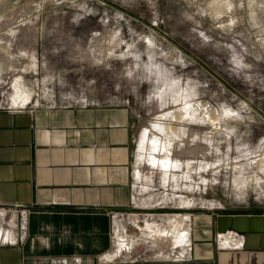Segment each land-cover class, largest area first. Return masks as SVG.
Wrapping results in <instances>:
<instances>
[{
	"label": "rangeland",
	"instance_id": "374dc122",
	"mask_svg": "<svg viewBox=\"0 0 264 264\" xmlns=\"http://www.w3.org/2000/svg\"><path fill=\"white\" fill-rule=\"evenodd\" d=\"M94 100L132 115V251L264 209V0H0V110Z\"/></svg>",
	"mask_w": 264,
	"mask_h": 264
},
{
	"label": "crops",
	"instance_id": "0c3cea01",
	"mask_svg": "<svg viewBox=\"0 0 264 264\" xmlns=\"http://www.w3.org/2000/svg\"><path fill=\"white\" fill-rule=\"evenodd\" d=\"M134 150L124 104L0 110V264H264V209L195 214L172 249L132 251Z\"/></svg>",
	"mask_w": 264,
	"mask_h": 264
},
{
	"label": "bare ground",
	"instance_id": "6f19581e",
	"mask_svg": "<svg viewBox=\"0 0 264 264\" xmlns=\"http://www.w3.org/2000/svg\"><path fill=\"white\" fill-rule=\"evenodd\" d=\"M22 102H24V100ZM212 121L213 120H211V118H209V122L211 123ZM143 139H144V135L141 136V141H143ZM152 164H158V160H155L154 158H152ZM160 164L163 168H170L171 167V162L169 159H165L163 161H160ZM186 233H187V230L184 227H182L179 231L175 230L173 232V235H171V234L169 235V233L167 231H164L163 233L158 231V232H156L155 235H153L152 238H149L148 240H151L152 246L156 249L162 250V247H165L166 250H170V249H172L173 245L180 244L177 242L182 241L184 239Z\"/></svg>",
	"mask_w": 264,
	"mask_h": 264
},
{
	"label": "built area",
	"instance_id": "2783aa9c",
	"mask_svg": "<svg viewBox=\"0 0 264 264\" xmlns=\"http://www.w3.org/2000/svg\"><path fill=\"white\" fill-rule=\"evenodd\" d=\"M61 264H65V262H64V261H62V262H61Z\"/></svg>",
	"mask_w": 264,
	"mask_h": 264
}]
</instances>
